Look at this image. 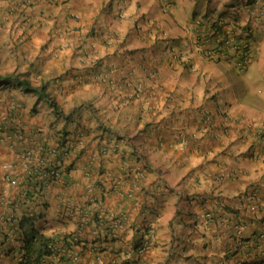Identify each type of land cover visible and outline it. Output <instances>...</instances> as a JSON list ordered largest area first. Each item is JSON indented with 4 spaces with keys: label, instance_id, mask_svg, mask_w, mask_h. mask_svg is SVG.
Returning <instances> with one entry per match:
<instances>
[{
    "label": "crops",
    "instance_id": "crops-1",
    "mask_svg": "<svg viewBox=\"0 0 264 264\" xmlns=\"http://www.w3.org/2000/svg\"><path fill=\"white\" fill-rule=\"evenodd\" d=\"M15 1L0 0V54L9 71L46 82L49 98L4 100L15 113L4 122L12 141L0 142V194L16 218L40 210V232L72 234L51 260L264 264V0ZM224 37L247 41L244 69L230 49L203 54ZM52 98L68 110L55 113ZM58 130L71 152L42 206L24 194L18 156L54 145ZM11 225L0 221V233L16 250Z\"/></svg>",
    "mask_w": 264,
    "mask_h": 264
},
{
    "label": "trees",
    "instance_id": "trees-1",
    "mask_svg": "<svg viewBox=\"0 0 264 264\" xmlns=\"http://www.w3.org/2000/svg\"><path fill=\"white\" fill-rule=\"evenodd\" d=\"M23 75L24 74L16 71L0 72V84L3 85L14 81L16 86H20L25 92H35L38 99H41L42 97L48 98L46 82L40 80L39 84H32L28 78ZM49 104L57 114L63 113V110L58 108L56 101L54 102L49 99ZM58 132L62 133L59 134L58 141L61 142L66 140L65 135H67L68 132L66 130H58ZM44 155L43 152L41 156ZM48 170V166L43 168V172H47ZM36 175L37 173L25 177L27 188L24 192L25 196H28L35 201V204H37L38 197H41L43 190V185L40 180H37ZM39 204L42 206L44 205L42 201H40ZM41 215L42 213L40 210H33L32 214L25 212L18 218L15 217L13 220L7 221V224H12L11 228L16 236L15 239L20 240V244L17 246V251H14V247L9 245L11 240L8 233H0V264H2L5 258L7 259L8 264H43L44 261L48 263V256L55 252L54 247H56L55 245H57L58 242L62 243L61 248L65 244L71 245L74 243L72 234L70 233L62 235H46L37 230L34 226L35 221ZM17 232H20L19 236L17 235Z\"/></svg>",
    "mask_w": 264,
    "mask_h": 264
},
{
    "label": "built area",
    "instance_id": "built-area-1",
    "mask_svg": "<svg viewBox=\"0 0 264 264\" xmlns=\"http://www.w3.org/2000/svg\"><path fill=\"white\" fill-rule=\"evenodd\" d=\"M20 4L23 5L21 1L20 2L17 1L16 8H18ZM12 139H13V134L11 130L0 125V142L12 141ZM68 140L69 139L67 138L66 140L61 141V142L57 140L54 145L49 146L48 148H46L44 145H39L38 147H35V148L29 145L24 146L22 148V151L20 152V155L18 156L19 163H20L19 165L22 169L23 177L25 178V177H28V175H33L37 173L36 178L38 181L39 180L41 181L43 185V190L46 188V185L49 184L50 182L60 179L64 175L66 168H67L63 160L69 157L70 152H71L70 141ZM43 152L45 155H48L49 157L46 158L45 155L41 156ZM34 153L36 155L35 160L33 158ZM45 166H48L49 168L47 172H43V168ZM1 167H2V177L4 181L7 183V185L9 187L17 186L19 183V175L15 171L16 169L15 163L12 161H5L4 163H2ZM143 172L144 171L141 169L135 170V173L138 176H142ZM39 199L40 198H38L37 203L40 202ZM0 204L5 206V210L0 212V221L7 222V221L13 220L16 217L14 214L15 208H16V204L14 203V201H12L11 198L8 197V195L0 194ZM27 213L30 214L31 211L30 212L28 211ZM206 215L207 217L210 216L209 213H207ZM75 241H76L75 242L76 244L79 243L78 239H75ZM147 247H149V242L147 239L146 240L144 239L141 242V245L138 248V251H142ZM60 249H62L61 252L66 253V249L59 248V250ZM57 250L58 249L55 248V252L48 256L49 262L47 263L44 261L43 264H56L51 259L54 258V255L58 254ZM124 255L127 257L131 255V253L124 252ZM68 257H71L72 259L76 258L75 254L72 251L69 252ZM96 261L100 263L101 259L97 258Z\"/></svg>",
    "mask_w": 264,
    "mask_h": 264
},
{
    "label": "rangeland",
    "instance_id": "rangeland-1",
    "mask_svg": "<svg viewBox=\"0 0 264 264\" xmlns=\"http://www.w3.org/2000/svg\"><path fill=\"white\" fill-rule=\"evenodd\" d=\"M10 66H11L10 60L7 57H5V56H3V55L0 54V72L1 73L8 72ZM39 79L40 78H35L33 80L32 79H28V80L32 84H39ZM13 90H19V91H13ZM21 91H22V89H19V88L17 89V86L14 83V81H12L10 83H7V84H3V85L0 84V125L1 126L8 128V125L6 123L7 122H10V119L9 118L11 117V114L13 115L15 113L14 112L15 105L11 106V104H5L4 100L6 101L8 99L7 97L11 98V95L20 94L18 92H21ZM65 92H66V90H65ZM51 100H53L54 102L56 101L55 98H52ZM44 101H45V104H47V106H49L47 100H44ZM22 102H23V100H22ZM57 104H58V108L62 109L63 111H64V109L66 111L68 110V107L64 106L63 104H61L59 102H57ZM4 122H6V123H4ZM2 130H4V129H2ZM6 142L7 141H3V143H6ZM5 161H10V160H4L2 163H4ZM2 163H1V165H2ZM15 249L17 250V248H15ZM16 250H14V251H16ZM2 264H8L6 258L2 262Z\"/></svg>",
    "mask_w": 264,
    "mask_h": 264
},
{
    "label": "clouds",
    "instance_id": "clouds-1",
    "mask_svg": "<svg viewBox=\"0 0 264 264\" xmlns=\"http://www.w3.org/2000/svg\"><path fill=\"white\" fill-rule=\"evenodd\" d=\"M21 2L23 3V5L20 4L18 9L21 8L22 6L26 5L27 1L21 0ZM16 3H17V1L14 2L15 5H16ZM259 15L262 16V13H260ZM215 23L218 25V28H217V30H218L219 29V20L215 19ZM242 39L243 38H240L238 40H231L228 37H224V38L220 39L219 41H217L214 46L203 47V49H202L203 54L207 58L214 59V58L218 57V55L220 53L224 54L227 51V49H230L238 55L235 63H236L237 68L239 70H242L245 68V66L249 62L248 48H247L249 45H248L247 41L242 40ZM224 113H225V110L222 111V114H224ZM238 264H240V263H238Z\"/></svg>",
    "mask_w": 264,
    "mask_h": 264
}]
</instances>
